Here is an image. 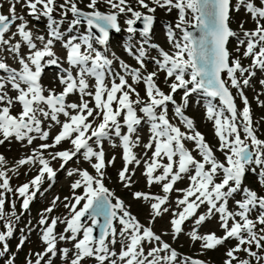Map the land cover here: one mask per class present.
Listing matches in <instances>:
<instances>
[{"label":"snow or ice","instance_id":"obj_1","mask_svg":"<svg viewBox=\"0 0 264 264\" xmlns=\"http://www.w3.org/2000/svg\"><path fill=\"white\" fill-rule=\"evenodd\" d=\"M8 3V14L0 12V145L15 140L29 147L30 154L18 159L11 169L0 154V221L5 229L0 231V258L10 252L8 241L20 218L14 202L11 213L4 211L6 194H18L22 210L27 211L41 192L45 176L49 181L56 177L53 161L60 160V168L64 169L74 158H82L95 175L86 168L67 171L69 177H79L70 185L72 196L64 197L67 215L50 216L60 201L59 196L54 197L38 222L43 250L30 253L26 264H55L57 257L64 264H83L85 259H94L96 264H205L199 259L181 257L163 239L168 232L154 231L156 220L169 213L173 240L184 233L183 226L191 220L187 235L193 243L199 241L204 250H213L230 239L236 241L226 251L223 264H264V196L245 184L246 177L252 174L264 187V140L256 135L244 91L251 86L257 71L264 73V0H135L143 11L133 7L130 0H88L87 11L79 6L80 0ZM101 3L107 11L100 10ZM17 5L26 14H17ZM157 8L169 13L178 11L174 26L164 25L171 51L151 39ZM241 10L255 24L254 29H246L244 24L248 21L243 19L238 30L230 27L231 13ZM122 15L129 34L124 51L137 66L129 65L115 52L109 55L110 33L122 31ZM30 18L44 20L46 34L33 32ZM138 22L143 25L139 30ZM81 26H86L83 32ZM231 39L236 40V57L228 48ZM57 43L64 50L63 58L55 50ZM151 50L157 55L152 56ZM241 58L250 59L251 63L244 66ZM9 59L15 67L8 63ZM148 62L154 64V71H147ZM50 66L58 69L55 79L61 85L59 92L42 84V76ZM161 73L167 93L157 83ZM258 82L264 88V78ZM140 84L144 85L143 97L138 91ZM232 89L236 90L242 109H238ZM178 90H182L179 103L175 99ZM193 94H200L205 100L206 119L213 123L218 140L215 151L196 129L194 119L185 113ZM261 95L264 92L257 93L255 99L264 107ZM73 96L76 99H70ZM217 100L219 103H214ZM169 104L179 124L170 120ZM17 105L20 111L13 114ZM145 120L150 124L149 139L143 144L146 159L134 151L141 145L138 131ZM53 128L59 129L54 136ZM36 140L41 143L32 148ZM116 140L122 150L123 167L117 175L123 186L132 187L135 168L141 164L147 186H161L163 195L132 193L133 199L148 205L147 226L104 182L105 169L115 163V157L106 160L104 142L116 147ZM186 141L192 143L191 149L186 147ZM65 142L71 147L48 151ZM216 151L222 153L223 160ZM26 165L36 167L37 175L13 189L8 172L18 175L19 168ZM185 177L188 186L175 188ZM173 191L180 195L176 208L170 209ZM237 195L241 198L236 199ZM230 201L234 208H230ZM202 207L206 209L203 212ZM253 212L257 213L255 218ZM213 217L223 236L200 233V227ZM58 224L65 225L61 232L56 231ZM97 228L98 236L94 234ZM31 231L33 228L28 226L27 233ZM27 238L25 234L20 239L17 251ZM61 242L71 246L59 247ZM240 252L247 258L241 259ZM15 259L11 255L5 264H15Z\"/></svg>","mask_w":264,"mask_h":264},{"label":"rangeland","instance_id":"obj_2","mask_svg":"<svg viewBox=\"0 0 264 264\" xmlns=\"http://www.w3.org/2000/svg\"><path fill=\"white\" fill-rule=\"evenodd\" d=\"M7 1V5L4 6L3 8L0 9V12H3L4 14H8V8H9V3L8 0H2L0 1V4L4 3ZM132 3L133 7H136L137 10H142L139 9L136 4L135 0H130ZM235 2V0H233ZM88 3V0H80L79 6L87 11L86 5ZM99 8L101 11H107L108 9L106 6L101 3L99 5ZM143 11V10H142ZM17 14H26V10L22 9L20 5H17ZM155 16V23L154 27L152 30V35L151 39L153 43L158 44L160 47L164 48L166 51H171V45L167 41V37L165 35V30H164V25L167 23H172L173 26L175 24V21L177 20L178 17V11L177 10H172L170 13L167 12L165 9H160L157 8L156 12L154 13ZM231 23L230 27L234 30H238V25L239 22L243 20H247L248 22L244 24V27L246 29H254L255 24L247 17L245 16V13L243 10H241L239 13L232 12L231 13ZM126 19L125 16H121L119 18V23L121 26L122 31L120 33L116 32H111L110 33V41H109V55L112 52H115V54L123 59L125 62H127L129 65L132 66H137L136 61L131 58L125 51H124V45L128 41V36L129 34L126 32V25L124 23V20ZM31 20V18H30ZM142 22H138L136 27L139 29L142 28ZM30 27L32 28L33 32H38V33H45L46 34V28H45V22L44 20H41L39 22L35 20H31ZM64 27L66 28L67 25L65 24ZM84 27L86 26H81L80 31H84ZM14 30V29H13ZM67 34V33H66ZM68 35V34H67ZM180 33L177 31V36H179ZM140 39L139 35L137 34L136 36V41ZM136 41H133L134 43ZM96 47H100L99 45H96ZM229 51L232 52L233 57H236L238 54L236 53V40L231 39L229 44H228ZM55 50L57 54L63 58L64 55V50L61 48V45L57 43L55 45ZM152 56H156L157 52L155 50H151L150 53ZM242 59V64L244 66H248L251 63L250 59ZM10 65L13 67L16 66L15 62L10 59L8 61ZM155 70V66L153 63L148 62L147 65V71L151 72ZM58 71L57 68L54 66H50L46 68L43 77H42V84L47 87V88H54L57 92L61 91V85L59 82L55 79V74ZM2 75V73H0ZM45 76V78H44ZM226 78V77H225ZM261 78H264V73H260L257 71V75L252 79L251 81V86L246 88L245 95L248 97V100L251 105L252 109V116L254 120V127L256 128V135L259 139L264 140V107H261L258 105L257 100L255 99L256 94L259 92H264V88L261 87L259 84V80ZM159 86L167 93L169 91L168 87L164 83V74L161 73L160 77L157 81ZM144 85L140 84L138 86V91L140 92V95L143 97L144 96ZM233 95L236 96V104L238 109H242L243 104L239 98L238 95H236V90L232 89ZM12 95H15L13 92ZM181 97H182V90H178V92L175 94V99L177 102H181ZM70 99H76V97H70ZM260 100L264 101V95L260 96ZM214 103H219V101H215ZM13 114H16L17 112L20 111L19 105H17L15 108H13ZM206 109H205V100L201 97L200 94H193L189 98V105L185 109L186 115L194 119L196 129L200 131L204 136L206 141L213 147L214 151L216 150L218 146V140L215 137L214 134V128H213V123L209 120L206 119L205 115ZM169 118L174 124H179V121L176 120L173 117V106L169 104ZM146 125L141 124L139 126V131L138 134L141 138V145L137 148L134 149L135 153L137 154L138 157L140 158H145L144 157V152L145 149L143 148V144L146 143L149 139L150 136V124L148 121H146ZM58 130L59 129H52V131ZM183 130V128H182ZM243 137V133H241ZM41 141L36 140V143L34 142L33 145L31 146L32 148L37 147ZM48 143H51V140L48 141ZM186 147L191 149L193 147L191 142H185ZM116 147H112L108 141H105L104 143V150L106 152V160L111 159L112 157H115V163L112 165H109L105 171L107 173V176L105 178V184L106 186L115 193L116 197H119L122 199L126 205L130 206V211L132 212L133 215L137 217V219L140 221V223L144 225H148L149 222V208L146 202H143L142 200H135L133 199L132 193L140 191V192H150L153 194L157 195H163L161 191V186L160 185H153L151 188L147 186L146 179L143 175L144 172V166L141 164V166L135 168V175L133 176V185L130 189H127L123 186V184L119 181L118 179V171L122 169L123 167V161L121 158L122 150L118 146L119 141L116 140ZM71 147L70 144L67 142L63 143L62 145L58 146L57 149L53 150L50 149L48 151H56V150H63L65 148ZM141 149V150H140ZM139 152V153H137ZM0 154H2L6 160H7V165L6 167L11 169L15 166V162L20 159L23 156H26L30 154V148L29 147H23L21 143L12 140L11 142H5L3 145H0ZM195 155V153H193ZM216 156L220 159L223 160L224 157L222 153L219 151L215 152ZM47 156V152L45 153ZM148 156H151V151H148L147 153ZM199 159V157H197ZM166 162V161H165ZM61 161L60 160H55L52 162L51 166L53 169L57 168L60 166ZM63 170L66 171V174L64 175L63 178H58V175L56 176L53 180V183H49V188L51 187L52 191L49 189L46 191V194L41 196V198L36 199V197L30 202L29 209L27 211H23L21 208L22 204V198L18 196V194H6V204L4 211L6 213H11L12 208L11 205L14 202L15 203V211L16 214L20 217L18 221H16V227L14 231V236L12 239L8 241L9 247H10V252L6 254L5 257L0 258V264H5V261L8 259L9 256L15 255V264H26V258L30 253H36L39 251L43 250V245L40 242V229L38 226V222L40 219V215L43 212L44 209L50 206L51 201L53 200L54 197L59 196L60 201L57 203V206L55 207L54 211L50 214L52 217H63L67 215L68 210L65 209L64 203V197H71L72 196V191L70 188V185L79 177L78 176H72L69 177L67 175V171L71 170L73 168H86L89 169V171L95 175L94 170L90 167V165L83 161L82 158H74L73 161H70ZM132 167V166H131ZM36 167H31V166H24L19 168L18 170V175L14 174L13 172L9 171L8 175L11 177L10 184L13 189H16L18 186L23 185L24 183L30 181L35 175H37V168L36 170L33 171V169ZM47 177L45 176V179ZM44 179V180H45ZM189 184L188 179L185 177L183 180L178 182L175 185V188H186ZM245 184L249 186L251 189L255 190L259 195L264 196V187H261L257 180L256 177L252 174H249L246 179H245ZM48 187V186H47ZM82 190H77V193L81 192ZM180 195V193L173 191L170 194V203L173 202L175 204L176 198ZM37 196V195H36ZM241 197L237 195L236 199H240ZM114 202V201H113ZM169 203V205H170ZM168 205V207H169ZM176 206V204H175ZM230 208H234L235 205L233 204L232 201L229 202ZM170 208V207H169ZM176 208V207H175ZM173 208V209H175ZM171 209V208H170ZM205 208H201L200 211L203 212L205 211ZM257 215L256 212L252 213V218H255ZM169 218H170V213L165 214L164 217L158 218L156 222L152 225L154 231L157 234H162L165 232L169 233ZM87 219L85 220V223H88ZM30 226L33 228V231H31L30 234L27 233V228ZM65 225L63 224H58L56 231L61 232L63 230ZM119 228V225H116ZM192 228V223H190V226H185L184 227V233L179 236L178 239L173 240L171 233L164 235L163 239L170 243L174 249L177 250V252L180 254L181 257H184V255L190 256L193 259H199L201 261H204L205 264H223L224 260L227 258L225 256L226 251L233 247L236 244L235 240H228L225 242L224 245L218 246L217 248L213 250H204L201 248V243L199 241L193 243L187 233L191 230ZM4 222L0 221V231H4ZM23 230V231H22ZM201 234L209 233V232H215L217 236H223V230L219 227V223L217 218L213 217L209 221H207L205 224H203L200 229H199ZM28 235L27 241L25 242L24 246L22 249L17 251V245L20 241V239L25 235ZM96 236L99 235V229H96V232L94 233ZM70 247L71 245L64 244L63 242L60 243L59 247ZM120 245H116V250H119ZM145 247H149L148 245H145ZM0 248H2V245H0ZM255 250V249H253ZM261 254H264V251L261 252ZM238 256L241 259L247 258L245 256V253L240 252L238 253ZM33 260L35 259V256L33 255ZM55 264H64L63 260H61L59 257L56 258ZM83 264H96V261L94 259H85L83 261ZM235 264V262H234ZM253 264L255 262L253 261Z\"/></svg>","mask_w":264,"mask_h":264},{"label":"bare ground","instance_id":"obj_3","mask_svg":"<svg viewBox=\"0 0 264 264\" xmlns=\"http://www.w3.org/2000/svg\"><path fill=\"white\" fill-rule=\"evenodd\" d=\"M0 1H2V0H0ZM4 6H6L7 5V1L6 2H4V3H2ZM64 56V55H63ZM8 61H10V59L8 60ZM55 67V66H54ZM56 68V67H55ZM44 78H45V76H44ZM145 123L146 122H143V125H145ZM53 129H57V128H53ZM58 132V130H53L52 131V136H54L56 133ZM35 143H36V141H34ZM141 150V149H140ZM137 153H139V152H137ZM140 154V153H139ZM66 166H68V165H66ZM65 166V167H66ZM131 167V166H130ZM34 170H36V168H34L33 169V171ZM55 170H57V175H58V178H63L64 177V175L66 174V171H64L63 169H61L60 168V166H58L57 168H55ZM56 175V176H57ZM72 177V176H71ZM55 178H57V177H55ZM54 178V179H55ZM53 183V180L52 181H49L47 178L44 180V182H43V184L41 185V192L43 193L42 195H41V192H38L37 193V196H36V199H37V197H38V199L39 198H41V196H43V195H45L46 194V191L49 189L50 191H52V189H51V187L49 188V183ZM48 186V187H47ZM169 207L171 208V209H173V208H175L176 206H175V204L173 203V202H171L170 203V205H169ZM204 208V207H203ZM190 223H192V221L190 220V221H187L186 223H185V225L183 226V227H185V226H190ZM170 228V227H169ZM170 233V232H169Z\"/></svg>","mask_w":264,"mask_h":264},{"label":"water","instance_id":"obj_4","mask_svg":"<svg viewBox=\"0 0 264 264\" xmlns=\"http://www.w3.org/2000/svg\"><path fill=\"white\" fill-rule=\"evenodd\" d=\"M189 31L196 32V29H194V28H189ZM101 222H102V218H101Z\"/></svg>","mask_w":264,"mask_h":264}]
</instances>
